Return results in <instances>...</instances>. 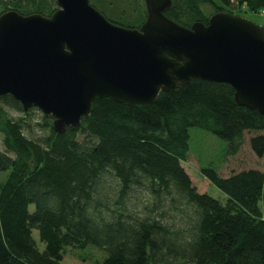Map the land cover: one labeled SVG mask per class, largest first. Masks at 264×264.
<instances>
[{"label": "trees", "instance_id": "obj_1", "mask_svg": "<svg viewBox=\"0 0 264 264\" xmlns=\"http://www.w3.org/2000/svg\"><path fill=\"white\" fill-rule=\"evenodd\" d=\"M9 1L5 10L24 15L56 9L54 0ZM99 1L113 24L137 28L146 17L143 0ZM231 9L264 10V0H171L165 16L189 27ZM34 109L0 97V264H65L68 249L90 246L105 254L94 264H264V171L223 177L201 167L220 200L198 192L183 166L193 128L225 142L226 157L251 132V151L264 157V115L238 105L229 84L193 79L146 105L96 98L63 133L42 116V136L30 135Z\"/></svg>", "mask_w": 264, "mask_h": 264}, {"label": "water", "instance_id": "obj_2", "mask_svg": "<svg viewBox=\"0 0 264 264\" xmlns=\"http://www.w3.org/2000/svg\"><path fill=\"white\" fill-rule=\"evenodd\" d=\"M45 16L0 14V97L38 109L55 132L76 127L96 98L152 103L193 79L227 83L238 105L264 115V26L219 11L189 27L144 0L138 28L111 23L88 0H54Z\"/></svg>", "mask_w": 264, "mask_h": 264}, {"label": "rangeland", "instance_id": "obj_3", "mask_svg": "<svg viewBox=\"0 0 264 264\" xmlns=\"http://www.w3.org/2000/svg\"><path fill=\"white\" fill-rule=\"evenodd\" d=\"M91 5H93L97 10H101L97 7L105 6L100 3L99 0H88ZM108 1V0H105ZM110 1V0H109ZM113 1V0H112ZM137 0H130L129 3H135ZM214 2L219 3L220 0H214ZM100 3V4H99ZM144 3V1H143ZM12 3L9 0H0V11L5 8H11ZM125 9L138 8L140 5H120ZM11 10V9H9ZM111 8H107L105 13L110 14L114 13L111 11ZM7 11V10H5ZM3 11V12H5ZM234 14H238L241 17L247 18L252 22L264 26V10H259L256 12L247 11L245 9L238 12L237 10L231 9ZM2 13V12H1ZM103 14V11L101 12ZM131 19H136L138 14L133 12ZM106 18L107 16L103 14ZM108 19V18H107ZM138 20V18H137ZM2 109H5L7 116L11 118L24 117L23 113L9 109L6 106H2ZM31 114L30 118L26 116L27 122L31 124L30 135L42 136L46 134L45 131L39 130L35 123L41 122V117L43 116L41 112L37 109L29 112ZM251 132H245L243 136V143L238 153L234 156H225V147L226 143L216 136L203 131L201 129L193 128L190 130V139H189V153L188 158L185 163H183L184 168L191 177L192 184L197 188L198 192L205 193L216 199H223L222 192L216 188L214 185L208 182L201 173V167H212L216 169L217 173L220 176H228L232 172H239L248 169H258L264 171V157L257 158L254 153L251 151L248 139L251 136ZM0 150L3 151L4 147L1 142L0 136ZM36 241H38L36 233L33 234ZM87 255H83L84 253ZM105 254L103 251L97 250L94 247H87L83 251L77 250H67L63 255V263L65 264H94L96 261L95 258H104Z\"/></svg>", "mask_w": 264, "mask_h": 264}, {"label": "bare ground", "instance_id": "obj_4", "mask_svg": "<svg viewBox=\"0 0 264 264\" xmlns=\"http://www.w3.org/2000/svg\"><path fill=\"white\" fill-rule=\"evenodd\" d=\"M143 1H144V0H143ZM55 4H56V3H55ZM144 5H145V4H144ZM92 6H93V5H92ZM93 7H94V6H93ZM11 10H13V9H11ZM145 10H146V7H145ZM98 11H99V10H98ZM99 12H100V11H99ZM2 13H3V12H2ZM0 14H1V13H0ZM48 16H49V15H48ZM103 16H104V15H103ZM146 16H147V12H146ZM105 18H106V17H105ZM145 18H146V17H145ZM106 19H107V18H106ZM107 20H108V19H107ZM144 20H145V19H144ZM206 24H207V23H206ZM140 25H141V24H140ZM140 25H139V26H140ZM139 26H138V27H139ZM138 27H137V28H138ZM107 98H109V97H107ZM109 99H111V98H109ZM123 103H125V102H123ZM80 124H81V119H80ZM80 124H79V125H80ZM79 125H78V126H79ZM78 126H76V127H78Z\"/></svg>", "mask_w": 264, "mask_h": 264}]
</instances>
